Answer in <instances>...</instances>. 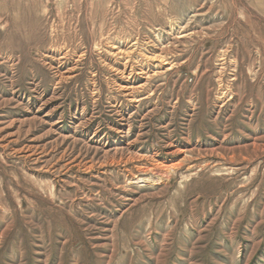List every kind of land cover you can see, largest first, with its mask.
I'll return each instance as SVG.
<instances>
[{"label": "rangeland", "instance_id": "374dc122", "mask_svg": "<svg viewBox=\"0 0 264 264\" xmlns=\"http://www.w3.org/2000/svg\"><path fill=\"white\" fill-rule=\"evenodd\" d=\"M0 264H264V0H0Z\"/></svg>", "mask_w": 264, "mask_h": 264}, {"label": "bare ground", "instance_id": "6f19581e", "mask_svg": "<svg viewBox=\"0 0 264 264\" xmlns=\"http://www.w3.org/2000/svg\"><path fill=\"white\" fill-rule=\"evenodd\" d=\"M82 1V0H81ZM87 1V0H86ZM127 1V0H126ZM78 2V1H77ZM83 4V3H82ZM107 5V4H106ZM119 8V7H118ZM96 9H97V7H96ZM101 10V9H100ZM101 12V11H100ZM125 51V50H124ZM138 99V98H137ZM136 101V100H135Z\"/></svg>", "mask_w": 264, "mask_h": 264}]
</instances>
